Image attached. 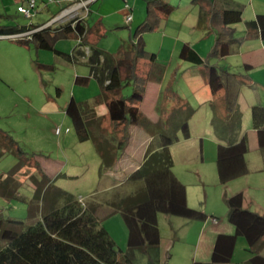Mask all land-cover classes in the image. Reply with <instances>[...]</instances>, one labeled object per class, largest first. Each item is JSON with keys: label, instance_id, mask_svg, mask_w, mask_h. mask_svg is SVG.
Here are the masks:
<instances>
[{"label": "trees", "instance_id": "obj_1", "mask_svg": "<svg viewBox=\"0 0 264 264\" xmlns=\"http://www.w3.org/2000/svg\"><path fill=\"white\" fill-rule=\"evenodd\" d=\"M64 0L60 12L77 2ZM97 1V0H96ZM145 18L132 34L128 43H122L117 53L98 46L103 22L99 18L90 25L87 16L73 17L57 26L51 24H3L0 15V36L33 31L29 37L18 40L24 45L34 44L36 49L54 51L67 62L76 64L84 60L89 74L76 75V85L88 86L95 78L100 92L94 103L77 101L73 96L66 106V114L80 141L92 140L101 159L99 173L105 177L113 169L133 140V127H138L150 137V145L142 164L130 173L121 185L132 186L129 194L111 201L114 211L120 212L128 229L127 247L118 248L108 230L101 226L97 216L98 204H85L75 199L61 207L52 206L34 224L0 216V264H162L159 214L182 217L187 220L206 221L209 215L191 207L187 200V187L175 174L171 145L189 139V120L195 110L185 102L168 104L173 92L167 88L159 110L160 118L151 120L142 110L146 86L161 82L167 67L158 60V54L146 50L145 33L158 28L162 20L172 15L178 5L167 0H144ZM90 2L89 4H91ZM199 8L200 28L216 34L215 44L207 57H202L189 43H183L179 58L202 68L212 95L218 102L212 105L211 126L220 142L217 144L219 160L240 156L249 151L247 135L239 138L243 114L239 98L245 86L254 81L249 74L252 65L245 63V72H231L220 60L239 54L245 40L260 37L264 40V14L247 20L246 36H236L234 25L243 20L244 4L236 0H192ZM75 39L71 53L56 48L61 40ZM39 72L54 71L53 64L35 60ZM131 87V94L123 89ZM180 100L179 97H177ZM221 105L217 109L216 105ZM105 106V113H98ZM252 128L255 130L260 151L264 155V105L251 107ZM13 153L19 159L5 176L0 175V197L7 201L19 200L28 204L29 215L43 200L49 187V176L34 156L29 157L17 141L0 129V158ZM34 157V158H33ZM32 159H35L33 163ZM30 165L36 168L30 178L35 194L27 198L20 193L23 185L20 174ZM42 178H36V173ZM228 206L227 218L235 228L234 233L217 235L211 260L193 261L192 264H264V214L244 205L243 192L224 195ZM215 218V217H214ZM239 237L245 238L250 256L243 262H233Z\"/></svg>", "mask_w": 264, "mask_h": 264}, {"label": "rangeland", "instance_id": "obj_2", "mask_svg": "<svg viewBox=\"0 0 264 264\" xmlns=\"http://www.w3.org/2000/svg\"><path fill=\"white\" fill-rule=\"evenodd\" d=\"M167 1L178 5L179 9L168 18L167 26L165 20H162L156 30L144 35L146 50L157 53L158 60L166 65L167 71L161 82L147 84L142 110L151 120L157 121L160 118L158 109L167 88H171L174 95L169 96L168 104L177 105L182 101L195 110L189 120L190 138L183 139L180 131L179 141L170 147L174 158L173 170L187 187L191 207L206 213L215 209L217 213L214 215L218 221L224 220L228 225H233L227 218L228 206L224 195L231 196L242 191L246 200L252 201L250 208L264 214V155L258 148V138L252 128L251 118V107L264 105L262 68L259 65L251 68L249 74L254 83L245 86L239 98L238 107L243 114L242 131L244 134L249 133V151L219 160V139L211 126L212 105L218 102V96L211 94L201 67L179 58L183 43H189L202 57H207L215 44L216 34L198 26L199 8L192 4V0ZM126 2L135 6L136 11L130 23L126 21L125 14L120 12ZM19 4L20 1L16 0H0L3 24L25 26L52 22V25L57 26L73 17L87 16L89 24L93 25L102 18L103 27L97 39L98 46L111 53H117L122 43L130 41L134 29L146 14L144 0H98L91 5L89 2H77L61 11L63 13L60 12V3L55 0L49 2L50 8L44 9L41 6V11L35 9L32 18L18 11ZM140 12L142 15L139 16ZM58 13L64 15L54 21L56 17L53 16ZM243 21L234 26L236 36H246ZM23 38H0V129L8 132L29 157L34 156L39 161L50 182L43 200L34 207L33 217L29 215L28 204L19 200L7 201L2 197L0 216L34 224L52 206L61 208L70 198L78 201L82 199L85 206L99 205L97 216L101 226L108 230L118 248L125 250L128 229L120 212H115L110 202L129 194L133 188L115 182L114 176H100L101 159L93 141H80L71 118L66 114V106L72 96L77 101L93 104L100 86L95 78L91 79L88 86L74 83L76 75L89 74V67L84 60L76 64L69 63L54 51L36 49L32 43L29 46L20 43L18 40ZM76 44L77 41L72 38L61 40L56 48L71 53ZM36 59L53 64L55 70L39 72ZM219 64L231 72H245L242 55L227 57L220 60ZM131 91V87L123 89L125 95L131 94ZM216 108L221 109V105L217 104ZM97 110L103 114L105 106H98ZM57 127L61 128L60 133L55 132ZM132 132L140 133L137 142L143 143L140 149L145 150L151 137L138 127H133ZM18 163L17 156L6 153L0 158V175L6 176ZM35 170L30 165L20 174L21 181H25L20 193L29 199L35 194V185L30 178ZM35 176L39 180L42 178L40 172ZM169 219L191 221L159 214L160 230L165 235L171 234L172 227L178 235L181 231L178 222L173 224ZM210 219L213 220V217ZM4 246L6 243L0 240V248ZM174 250L168 252V259L165 263L162 260V264H183L176 255L171 263L170 254ZM249 256L245 238L239 237L233 259L243 262ZM140 264L143 262L140 261Z\"/></svg>", "mask_w": 264, "mask_h": 264}, {"label": "crops", "instance_id": "obj_3", "mask_svg": "<svg viewBox=\"0 0 264 264\" xmlns=\"http://www.w3.org/2000/svg\"><path fill=\"white\" fill-rule=\"evenodd\" d=\"M16 1H20L19 6L27 4V0H16ZM53 1L55 0H38L36 9L41 11L42 9L41 6H44V9L50 8L49 2H53ZM236 1L244 4L245 6L244 12H243V16L245 20L244 21L242 20V21H243V26H244L243 30L245 34L247 35V29L245 26V22L247 20L255 18L258 14H264V0H236ZM58 2L60 3V9H61L63 6L64 0H58ZM94 2H96V0L92 1V3ZM132 7H133V13H135L136 12L134 10L135 6L132 5ZM120 12L122 14H125L124 6H121ZM140 13H139V16L142 15V13L141 14ZM60 15L61 14L59 13L54 15L53 17H56L54 21ZM169 17L165 19L166 26L169 23L168 21ZM46 24H49V22H47ZM247 41H248L247 45L243 44L240 53L236 55L238 56L242 55L244 63H250L252 67L257 66V65L261 66L262 68L261 73L264 76V40L261 39L260 37H249L245 40V42ZM139 134H140L139 132H136V133L133 132V140H132L130 147L120 158L117 165L106 173L105 177L114 176L116 180L115 182L121 183L123 181L122 179L126 178L130 173H132L142 164V162L145 159L148 146L150 144L145 146L146 147L145 150L142 149L141 151L140 148H141V145L143 146V143L140 142L139 144L137 142L139 140ZM243 135H247L249 138V133L244 134V132L241 130L239 138L242 137ZM258 148H259V145H258ZM187 200H188V204L190 205L188 194H187ZM251 204H252V201H250L249 199L246 200L245 195H244V205L247 207H250ZM208 213L207 214L209 215V218L206 221H196V220L182 221L178 219H169L170 223L174 224V222L175 223L178 222V225H180L181 231L178 235L176 234L174 227H172L171 229L172 232L170 235H165L161 232L160 251H161V260H163L164 263L168 259V252H171L174 249H176L174 250V253L170 254V261H172L171 263H173L175 259L174 258L175 255L176 257L178 256V258L182 261L183 264H192V262L195 260L201 261V262H208L211 260L212 251H213V247H214V243H215L217 235L220 233H229V234L234 233L235 228L233 227V225H228V223H226L224 220H221V221L217 220V222H215L214 220H211L210 219L211 217H213V219L214 217L216 218L214 214L217 213V211L215 209L209 210ZM263 254H264V251H263ZM232 260L233 262H237V260L235 259H232Z\"/></svg>", "mask_w": 264, "mask_h": 264}, {"label": "built area", "instance_id": "obj_4", "mask_svg": "<svg viewBox=\"0 0 264 264\" xmlns=\"http://www.w3.org/2000/svg\"><path fill=\"white\" fill-rule=\"evenodd\" d=\"M37 1L38 0H27V4L26 5H20V6H18V11L21 12V13H23L28 18H32L33 15H34V10L36 9V6H37ZM92 1H94V0H88V1H85V2H89L90 3ZM124 10H125V18H126V21L128 23L132 22L133 21V7H132V5L129 4L128 2H126L124 4ZM63 15H61L57 19L61 18ZM51 23H49V24H51ZM31 32H33V31H28V32H24V33L13 34V35H7V36H10V37H13V38L18 37V36L29 37V35L31 34ZM2 37H5V36H0V38H2ZM61 131L62 130L59 127H57L55 129V132L56 133H60ZM67 131H68V129H67ZM80 201H82V199H80ZM213 220L215 222H217V218H214Z\"/></svg>", "mask_w": 264, "mask_h": 264}]
</instances>
